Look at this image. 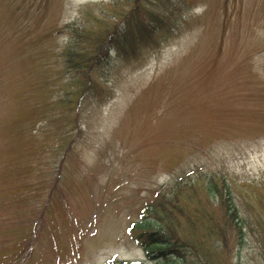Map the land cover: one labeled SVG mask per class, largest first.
<instances>
[{"label":"rangeland","instance_id":"obj_1","mask_svg":"<svg viewBox=\"0 0 264 264\" xmlns=\"http://www.w3.org/2000/svg\"><path fill=\"white\" fill-rule=\"evenodd\" d=\"M163 1L0 0V264H156L131 224L194 162L225 163L247 182L246 210L264 218V0H173L181 15L170 38L141 66L116 59L111 95L82 101L84 131L52 189L69 135L68 109L54 100L73 85L61 71L64 25L98 27ZM236 244L213 262L264 264V234Z\"/></svg>","mask_w":264,"mask_h":264},{"label":"trees","instance_id":"obj_2","mask_svg":"<svg viewBox=\"0 0 264 264\" xmlns=\"http://www.w3.org/2000/svg\"><path fill=\"white\" fill-rule=\"evenodd\" d=\"M163 2L164 8L145 12H141V6L137 4L129 14L120 16L119 21H103L98 27L90 28L89 25L76 23L64 25L63 29L69 36L60 51L61 71L69 75L73 84L71 87L75 89L74 93L71 92L72 89L66 84L65 90L63 83L62 91L66 94L57 95L54 100L55 104L62 105L63 113L65 107L68 109L62 118L66 120L69 135L65 130L61 136L66 142L60 143L63 153L52 184L53 190L57 187L63 162L68 160L72 144L84 131L80 123L84 110L82 101L88 95L91 101L96 102L111 95L105 76L116 59L134 57L137 65L141 66L148 52L157 50L159 44L172 35L181 14L176 12L177 4L173 0ZM104 5L112 7L113 18L121 14L116 3ZM72 131L75 132L71 135ZM60 134L55 132L52 142L60 139ZM188 141L193 144L191 140ZM197 146L207 155V149L201 148L200 144ZM246 183L234 176L225 163L213 166L209 160L205 163L194 162L188 171L182 170L179 176L177 174L169 185L154 191L153 195L156 196L145 202L139 218L132 222L131 233H134L132 235L147 258L156 264H216L211 257L212 252L217 250L218 253L227 254L230 240L236 239L235 248L239 250L249 232L264 234V218L253 215L245 208L241 190ZM46 207L42 206L36 217L44 216ZM107 264L142 263L114 259ZM219 264L226 262L220 261Z\"/></svg>","mask_w":264,"mask_h":264}]
</instances>
